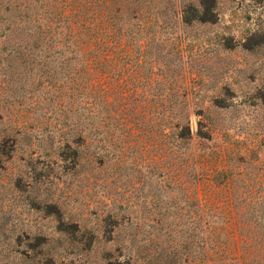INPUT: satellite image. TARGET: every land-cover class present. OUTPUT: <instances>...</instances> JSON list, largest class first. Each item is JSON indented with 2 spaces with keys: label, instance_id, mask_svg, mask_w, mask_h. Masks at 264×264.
I'll list each match as a JSON object with an SVG mask.
<instances>
[{
  "label": "rangeland",
  "instance_id": "rangeland-1",
  "mask_svg": "<svg viewBox=\"0 0 264 264\" xmlns=\"http://www.w3.org/2000/svg\"><path fill=\"white\" fill-rule=\"evenodd\" d=\"M105 5L93 97L0 0V264H264V0Z\"/></svg>",
  "mask_w": 264,
  "mask_h": 264
},
{
  "label": "trees",
  "instance_id": "trees-1",
  "mask_svg": "<svg viewBox=\"0 0 264 264\" xmlns=\"http://www.w3.org/2000/svg\"><path fill=\"white\" fill-rule=\"evenodd\" d=\"M103 1L102 6L94 4L80 8L79 6L72 7L69 5L70 2L65 0H34L37 7V24L33 35L38 51L40 53L46 50L54 53L69 51L74 56H80L83 59L81 68L84 69L85 87L90 91L88 95L93 97L96 96L94 89L97 90L98 52L101 42L107 45V53H109L115 28L114 19L122 16L126 9L105 5V2L112 3L113 0ZM125 23L121 31L122 39L127 33ZM119 47L124 49L125 45L121 43ZM199 264L243 263L202 262Z\"/></svg>",
  "mask_w": 264,
  "mask_h": 264
}]
</instances>
